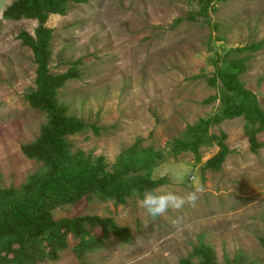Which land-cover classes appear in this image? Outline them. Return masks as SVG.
<instances>
[{
    "label": "rangeland",
    "instance_id": "374dc122",
    "mask_svg": "<svg viewBox=\"0 0 264 264\" xmlns=\"http://www.w3.org/2000/svg\"><path fill=\"white\" fill-rule=\"evenodd\" d=\"M13 1L0 0V173L4 188L19 189L41 167L23 155L21 146L38 138L46 114L25 101L35 88L36 65L31 49L18 39L22 30L34 35L38 22L4 20ZM195 9L189 0H92L72 6L64 17L50 18L51 72L65 73L82 59L80 79L67 83L60 101L70 114L99 130L89 127L69 137L74 152L105 156L112 164L138 137L146 147L165 149L188 125L219 112L220 100L204 103L219 94L209 84L216 71L213 60L231 48L264 40V0L220 1L208 19L189 21ZM247 64L241 80L264 109V50ZM244 124L239 118L220 126L233 150L221 171L202 172L217 146L203 147L199 164L188 152L154 170L155 179H169L159 192L185 194L203 184L206 191L195 207L152 221L138 207L137 197L126 204L83 198L56 209L54 217H111L130 228L132 242L111 236L103 249L84 258L67 249L59 261L41 264H179L201 234L215 247L220 264L237 252L264 264V132L254 154ZM211 131L218 133L215 127ZM177 216L183 217L179 232L172 224Z\"/></svg>",
    "mask_w": 264,
    "mask_h": 264
},
{
    "label": "trees",
    "instance_id": "16d2710c",
    "mask_svg": "<svg viewBox=\"0 0 264 264\" xmlns=\"http://www.w3.org/2000/svg\"><path fill=\"white\" fill-rule=\"evenodd\" d=\"M92 0H14L3 13L9 21L36 20L34 35L22 30L18 39L31 49L36 65L35 88L25 95L30 107L46 114L38 138L21 146L23 155L41 164L17 189L2 186L0 173V264H41L57 262L60 255L71 249L79 258L105 247L111 236L124 244H130L133 236L127 226L119 225L111 217L85 215L76 218L54 217V211L71 206L86 197H97L101 202L126 204L136 197L134 190H157L169 183L168 177L155 179L154 170L170 157L192 153L196 164L202 162L201 149L217 146L218 152L206 161L202 172H219L233 150L227 144L228 134L220 129L227 120L242 118L244 131L252 153L257 154L262 144L258 135L264 132V109L257 95L245 88L241 76L249 67L248 62L256 53L264 50V40L242 47L231 48L216 54L213 63L215 73L209 84L219 89V94L204 103L220 100L219 112L209 118H200L165 149L144 146V138L124 149L110 164L105 156L93 157L84 151H73L68 138L87 128L99 131L81 118L70 114V107L60 101V91L68 82L81 77L78 65L73 63L62 74L51 72V45L54 30L48 26L52 16H66L72 6L85 5ZM195 10L189 21L208 19L215 5L227 0H189ZM252 1V0H251ZM180 21V20H178ZM3 22L0 21V35ZM217 132H212V128ZM98 133V132H97ZM73 241V244H71ZM264 247V237L260 238ZM226 264H261L250 260L243 252ZM179 264H220L218 254L206 237L198 236L197 244Z\"/></svg>",
    "mask_w": 264,
    "mask_h": 264
},
{
    "label": "clouds",
    "instance_id": "9594fccd",
    "mask_svg": "<svg viewBox=\"0 0 264 264\" xmlns=\"http://www.w3.org/2000/svg\"><path fill=\"white\" fill-rule=\"evenodd\" d=\"M206 191L203 184L193 186L191 191L185 194H176L172 191L159 192L156 190H145L142 194L135 191L133 195L137 197V205L152 221L166 216L169 211L180 212L185 206L195 207L200 196ZM173 227L177 231L183 229V217L177 216L172 221Z\"/></svg>",
    "mask_w": 264,
    "mask_h": 264
}]
</instances>
